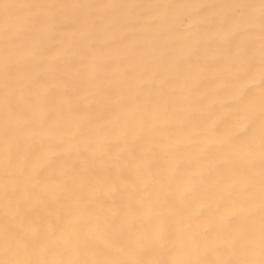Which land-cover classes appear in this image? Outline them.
Segmentation results:
<instances>
[{
    "label": "bare ground",
    "instance_id": "6f19581e",
    "mask_svg": "<svg viewBox=\"0 0 264 264\" xmlns=\"http://www.w3.org/2000/svg\"><path fill=\"white\" fill-rule=\"evenodd\" d=\"M0 264H264V0H0Z\"/></svg>",
    "mask_w": 264,
    "mask_h": 264
}]
</instances>
